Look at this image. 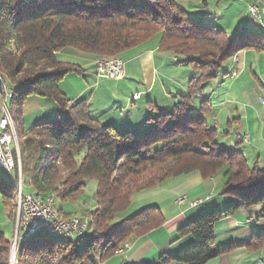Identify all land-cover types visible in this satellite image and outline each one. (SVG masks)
<instances>
[{"label":"trees","instance_id":"1","mask_svg":"<svg viewBox=\"0 0 264 264\" xmlns=\"http://www.w3.org/2000/svg\"><path fill=\"white\" fill-rule=\"evenodd\" d=\"M207 3L209 0H190L186 6L179 0H0L4 85L0 95L5 99L11 89L6 100L11 96L8 109L13 118L21 119L22 106L32 95L53 99L69 115L38 124L22 136L24 186L43 198L54 194L62 204H71L80 200L88 181L97 182L96 207L82 210L81 216L90 220L89 232L77 241L69 240L70 236L65 241L52 240L48 235L54 234L48 231L31 235L25 243L16 244L18 264H106L119 256L117 251L126 242L166 221L160 207L151 206L115 223L129 209L132 196L192 173L208 179L221 172L225 181L222 195L233 200L226 210L197 215L180 227L175 242L190 238L188 246L174 255L163 254L153 264H208L224 250L216 245V223L242 209L264 205V171L252 169L235 147L219 144L217 130L194 115L199 109L211 108L202 100V89L214 71H220L241 51L264 52V35L246 29L229 35L217 25L204 23L206 15L210 17L204 12ZM160 32L159 51L183 56L200 75L192 79L171 113L148 118L144 123L151 128L147 135L138 137L95 119L88 100L68 107L70 101L60 82L81 69L61 61L58 54L62 50L72 47L97 58L121 61L123 53ZM14 176L0 179V195L8 218L15 223L17 173ZM63 211L57 209V216L75 217ZM261 236L262 241L252 248L263 245L264 234ZM13 240L0 235V264L11 261Z\"/></svg>","mask_w":264,"mask_h":264},{"label":"rangeland","instance_id":"2","mask_svg":"<svg viewBox=\"0 0 264 264\" xmlns=\"http://www.w3.org/2000/svg\"><path fill=\"white\" fill-rule=\"evenodd\" d=\"M227 3L228 2L225 1L220 2L219 10L213 11L212 12L213 14H211L210 17L206 15V19L202 21L203 22L205 21L204 23L206 22L212 23V25L214 23L217 25V27L223 28L225 30H229L228 32L230 33L229 35L233 34L232 29L234 28L236 29V27H237L236 30L237 33L241 32L242 28L239 30V27H246L245 31L247 33L250 31H255V33H260V30H255V27L250 22L251 18L246 17L243 23L240 22L241 20L239 19L238 16L239 7H237L235 10L227 9L226 8ZM239 24L242 26H238ZM161 35H162L161 32L158 33L152 39V41L153 42L158 41L159 39H161ZM158 52L161 55L157 63L156 60L151 61L150 59H148V56H150V52L148 53L145 49L142 48L136 49L134 51H128L121 55V57L124 59L126 57L132 58L134 55L144 53L142 54L141 58L139 57L133 58L130 59L128 63H126L125 66V73L127 74V77L125 78L126 87L123 86L122 89L123 90L125 89L124 90L125 93H129V91L135 86H138L141 83L148 84L150 80H154L156 82L155 83L156 87L154 89L153 94L156 95L157 98L155 99L152 98L153 100H151L148 98V95H145L143 98V102H145L144 104L146 107L145 109H147V111L149 112L165 111L163 109L164 106H168L169 108L171 107L170 109H172L174 105L177 103L179 96H183V94L186 93V91L188 90L190 82L192 81V79H194V75L199 74V71L195 70V68L185 63L186 59L183 56L175 55L172 52L171 53L161 52V51ZM242 52L244 51H241L240 53ZM240 53H238L237 56H239ZM237 56H235L234 58H236ZM94 57L95 56L92 54L79 51L72 47H68L65 48V50H62L59 56V59L61 61L65 63L77 65L81 69L80 73L71 72L60 82L61 91L65 94L66 98L69 101H73L75 104L83 100H88L89 103L88 106L91 116L100 115L101 108L105 107L108 104L107 100H110L106 96H100L99 93H96L98 91V86L95 85L96 78L93 67ZM102 58H112V57H100L97 60ZM234 58H231L229 61H227L225 66L221 69V71L226 72L231 62L232 64L233 62L237 63L235 62ZM213 75L214 77L210 79L208 83L211 81L214 82L220 74L217 71H214ZM100 82H102V84H104L106 87V81H100ZM0 84H1L0 86L3 88L4 86L3 81H1ZM110 84H115V83L113 82ZM207 84H205L204 88L202 89L206 97H209V93H207V91L208 92L211 91L214 93L213 97H215L213 98L214 99L213 102L225 100V96H221V93L224 90L223 88L219 87L218 89L217 88L208 89ZM103 89L105 88L103 87L101 90ZM116 89H117L116 87H113L111 89L110 94H113V92ZM8 93L11 94V89L10 92L9 90L8 92H6L5 99L3 98V95L2 96L0 95V117L4 111L5 103L7 107L10 106L11 96L6 100V98L9 96ZM113 96H114L113 99L117 100L115 93L113 94ZM156 103L160 104V108L157 107ZM133 105L134 104H132V106ZM212 106L215 107L214 104H211V107ZM68 107H70V105ZM158 113H156L154 117H157L159 115ZM206 113L207 112L205 111L203 112L202 110L199 109L198 111L194 112V115L205 118L207 123L210 126H212L211 124L212 121L205 115ZM54 114H60L63 117H66L68 114V110L63 109L53 99L45 98L37 95L30 96L24 102L22 106L21 119L18 120L17 117L14 116L15 117L14 120L17 124L16 125L17 132L19 136V151H20V142L22 136L28 133L38 124L48 121H53L52 115ZM150 116L151 114H148L145 122L148 120ZM150 129L151 128L148 127L145 129L146 134H143L144 132L141 133L138 132L139 133L138 137H143L147 135L150 132ZM220 142H221L220 139H218L219 144H221ZM245 148L247 149L248 147L246 146ZM249 153L252 154L253 150L250 149ZM263 161H264L263 159L260 160L257 157L253 158L252 162H250L251 163L250 166L252 169L257 167L259 170L264 171V168H262ZM9 176L11 177L10 172L0 167V179L8 180ZM180 177H177V179H179ZM173 179H169L165 181L161 185L162 191L158 192L155 195L152 192L154 188L151 190L143 191L145 192L143 194H140L142 192L134 194L131 198V204L129 206V209L119 214L115 220V223H118L122 219L138 213L139 211H141L140 207H142L143 205H148L149 203L152 202L161 204L160 209L163 215L166 217L167 212L168 213L173 212L176 205H178V207H176L177 208L176 210H180L179 206L181 204H184L181 202L182 198L184 197L186 198L185 203L187 204H193V202L203 200V199L190 200L188 196H181V197L179 196V198L175 200V205L172 207V202H174L176 196L171 197L172 195L171 189L173 187H176L178 191L181 192V189L178 188V182H180V180L177 181ZM203 180L205 179L203 178ZM223 189L224 186L219 188L216 192V196H220V198H227V200L232 199V197H230L229 195H222ZM96 190H97V182L95 180L88 181L85 191L81 196L80 200L77 201L76 203L72 202L71 203L72 207L76 205L79 207L78 209H83V210L86 209L89 211L93 210L97 204ZM23 191L26 194H29L32 191V189H30L27 185H25ZM52 196H54L56 200V206L62 204L60 200L58 201L56 199V196L54 194H52ZM208 198L209 197L205 199ZM16 202L17 201L15 197L14 204L16 206V221L14 224L13 221H11L8 218L5 212V208L2 202V197L0 195V231L4 233V235L7 236L8 238H13V237L15 238L16 236V225H17V214H18L17 212L19 207ZM229 205L227 207H224L223 210H226L229 207ZM79 213L81 212L79 211ZM82 214L83 213L77 214V216L83 219V217H81ZM64 219H68V218H64ZM5 232L8 234H5ZM215 233H216L217 247L224 250L222 251L219 257L213 259L208 264H264V243L261 247L252 248V244H257L262 241L260 237H262L261 235L264 234V205H258L249 209H242L236 215L219 221L215 225ZM48 236H50L51 239L55 241H65L67 238V236L65 235H48ZM68 239L71 241L78 240L76 236H70ZM187 246L188 245L184 246L181 249H184ZM179 251L180 250H173L168 254L174 255ZM117 254L122 255V253L120 252H117ZM10 260L11 261H9V264H18L16 259V251L14 252L12 250V255L10 256ZM122 262H123L122 258H116L113 261H111L109 264H121Z\"/></svg>","mask_w":264,"mask_h":264},{"label":"crops","instance_id":"3","mask_svg":"<svg viewBox=\"0 0 264 264\" xmlns=\"http://www.w3.org/2000/svg\"><path fill=\"white\" fill-rule=\"evenodd\" d=\"M189 1L190 0H179V4L186 6ZM225 2H228L227 9L235 10L239 7L238 16L241 20L240 22L243 23L246 17L251 18L250 22L255 27V30H260L261 34L264 35V0H225ZM254 3H258L257 5L260 9L263 23L253 18L249 13V6ZM204 7V12L211 15L213 14V11L219 10L220 2L209 0V4H205ZM238 26L242 25L239 24ZM241 28L244 30L246 27H239V30ZM236 30L237 27L236 29H232V32H236ZM227 31L229 32V30ZM160 40L161 39L153 42L151 39L131 51L141 48L145 49L148 53L150 52L148 59L151 61L156 60L157 63L161 55L158 52ZM142 54L144 53L134 55L132 58L126 57L123 59L120 57L124 62V69L126 63H128L130 59L137 57L141 58ZM59 56L60 53L58 54V57ZM236 58H238L237 63L233 62L232 64L231 62L226 72L221 70L218 71L220 74L218 78L214 82H209V85L207 84L208 89L223 88L224 90L222 91L221 96H225V100L213 102V98L215 97H213L214 93L211 91H207L209 97H206L203 93L202 100L210 101L211 104H214L215 106L211 107L209 102L211 108L205 111L207 112L205 115L212 121V126L210 127L217 130L218 139H220L221 145L231 148L235 147L240 152L243 151L244 153H242L244 154L245 159L248 164L251 165L250 162H252L253 158L257 157L260 160H264V158H262L264 157V105L260 101V99L264 101V54L262 51L255 52L248 50L240 53ZM97 59V57L93 58V67L96 78L95 85L98 86V91L96 93H99L100 96H106L110 100H107L108 104L101 108L100 115H92V117L100 120L104 124L114 125L119 131H131L138 135V132H144L143 134H145L146 127L144 126V123L148 114H151L150 117H154L158 112L160 115L173 111L174 107L170 109L171 107L169 108L168 106H164L163 109L165 111L149 112L145 109V102H143L145 95H148V98L151 100H153L152 98H157V96L153 94L156 87V82L154 80H150L148 84L141 83L132 88L129 93H125V89L123 90L122 87L125 86V78L127 77L126 73L121 80L98 78L96 75ZM235 72L238 74L236 77L234 74ZM199 75L200 74H195L194 78H198ZM1 81H3V78L0 75V82ZM100 81H106V87ZM113 82L115 84H110ZM103 87L105 89L101 90ZM113 87L117 88L113 92V94L115 93L117 100L113 99V94H110ZM186 93L183 95H186ZM137 94H141L140 99H134V96ZM73 103V101H70L69 105L72 106ZM132 104L134 105L132 106ZM156 104L157 107L160 108V104ZM59 116L63 117L60 114L52 115L53 119H56ZM68 116L69 115L67 114V116L63 118H67ZM237 134L248 135L249 141L239 143L237 140ZM246 146L248 147L247 149L245 148ZM250 149L253 150L252 154L249 153ZM262 168H264V161ZM173 180H180V182H178V188L181 189V192H179L176 187L171 189V197L176 196L174 202H172V207L175 205V200L178 199L179 196H188L190 200L204 199L205 201L196 207L191 206L192 204H181L179 206L180 210H176V207H178V205H176L173 212H167L166 217L164 216L166 221L162 226L132 241V246L126 255L115 256L106 264H109L116 258L123 259L121 264H153L157 262L163 254L169 253L173 250H180L189 244L190 238L175 242L180 227L193 220L197 215L208 213L213 210H223L224 207H227L232 202L231 199L227 200V198L216 196L217 190L224 186L225 183L221 172L213 178L205 180H203L198 173L181 176L179 179L175 178ZM33 191L34 190L30 193ZM160 191H162L161 185L152 190L154 195ZM143 193L145 192L140 194ZM207 197L210 198L205 199ZM151 206L161 207V204L152 202L148 205H143L140 209L142 210ZM61 208L64 209L63 212L65 215L70 214L73 216L81 214L83 210L78 209L79 207L76 205L72 207L70 203L59 204L56 206V210ZM78 210L81 213H79ZM5 234L8 233L5 232ZM0 235H4V233L0 231Z\"/></svg>","mask_w":264,"mask_h":264},{"label":"built area","instance_id":"4","mask_svg":"<svg viewBox=\"0 0 264 264\" xmlns=\"http://www.w3.org/2000/svg\"><path fill=\"white\" fill-rule=\"evenodd\" d=\"M249 13L253 18L263 23L260 9L255 6V3L249 6ZM234 59L235 62H237L238 58ZM96 75L100 79L121 80L125 75L124 62L122 60L118 62H96ZM237 75L238 74L235 72V77ZM140 96L141 94H137L134 96V99H140ZM244 141H249V136L239 134V142ZM0 167L7 169L12 177H15L14 173H17L18 178L16 179V183L24 189L23 172L21 171L20 160H16L14 151L9 144L8 131L6 130L5 122L4 127L0 132ZM27 195L28 203H23V211L21 214H18L16 236L14 238V251H16L17 242H21L23 238L39 234L42 231L81 237V225L79 223H58V221L52 217L49 199L39 200L33 193ZM204 201V199L196 201L193 202L192 205L196 207ZM181 202L185 203L186 198H182ZM131 246L132 244L130 242H126L117 252L126 255Z\"/></svg>","mask_w":264,"mask_h":264},{"label":"bare ground","instance_id":"5","mask_svg":"<svg viewBox=\"0 0 264 264\" xmlns=\"http://www.w3.org/2000/svg\"><path fill=\"white\" fill-rule=\"evenodd\" d=\"M255 6L258 7L257 4ZM118 61H120V60L117 58H110V59H101L98 62H118ZM261 102L264 105V101L261 100ZM4 122H5L6 130L8 131L9 144L11 145L13 151L17 150V155L15 156V158H16V160H20L21 171H22V162H21V155H20V151H19V136H18V132H17V126H16V122H15L11 112L9 111L8 107L6 106V104L4 107L3 114L0 117V132H1V129L4 127ZM237 140L239 141V134H237ZM11 177H12V175H11ZM12 179H14V177H12ZM15 180H16V178H15ZM16 185L18 187V196L16 198V201H17L16 203L19 206L17 213L21 214L23 211V203H28V195L23 192L22 186H20L17 183H16ZM35 196H37L39 200H48L49 199L51 215L55 220L58 221V223H75V222L79 223L81 225V227H80L81 237L85 236L89 232L88 229H89L90 220L85 219V218H83V219L79 218V216L78 217L75 216L73 218L70 217L71 219H69V218L64 219V218L58 217L59 215L57 216V213L55 210V201L56 200H55L54 196H49L47 198H43L41 195H37V194H35ZM18 214H17V220H18ZM51 234L61 235L63 233H51ZM28 237H30V236H28ZM28 237L23 238L20 243H22V242L25 243ZM13 251H14V243H13Z\"/></svg>","mask_w":264,"mask_h":264}]
</instances>
